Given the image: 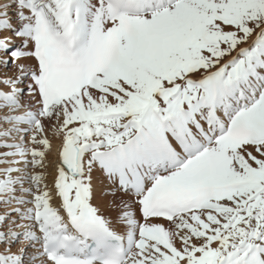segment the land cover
I'll return each instance as SVG.
<instances>
[{
    "label": "snow or ice",
    "instance_id": "obj_1",
    "mask_svg": "<svg viewBox=\"0 0 264 264\" xmlns=\"http://www.w3.org/2000/svg\"><path fill=\"white\" fill-rule=\"evenodd\" d=\"M0 264H264V0H0Z\"/></svg>",
    "mask_w": 264,
    "mask_h": 264
}]
</instances>
